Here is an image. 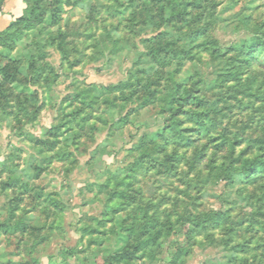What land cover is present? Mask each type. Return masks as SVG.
Returning <instances> with one entry per match:
<instances>
[{
  "label": "rangeland",
  "instance_id": "obj_1",
  "mask_svg": "<svg viewBox=\"0 0 264 264\" xmlns=\"http://www.w3.org/2000/svg\"><path fill=\"white\" fill-rule=\"evenodd\" d=\"M163 1L0 4V264H264V0Z\"/></svg>",
  "mask_w": 264,
  "mask_h": 264
},
{
  "label": "trees",
  "instance_id": "obj_2",
  "mask_svg": "<svg viewBox=\"0 0 264 264\" xmlns=\"http://www.w3.org/2000/svg\"><path fill=\"white\" fill-rule=\"evenodd\" d=\"M4 0L1 1L0 4L3 3ZM110 1H113V0H110ZM118 2H122V3H126L128 5H131V7L133 6H142V8L144 7V11L143 12H147L149 14H151L153 12L154 9H158L159 10V7H157L156 5L152 4V0H150V2H148V0H117ZM206 0H203V1H198L196 0V2L194 4L198 5L199 7L201 6L200 4H204ZM27 3H29V1H27ZM160 3H164L163 0H160ZM193 3V0H188L187 3L184 2V7H182V10H181V13L179 14L178 13V18H181L183 16V14L185 13V6L186 5H189ZM29 8H30V4H29ZM161 8H164L163 5L160 7ZM167 8V7H166ZM165 8V9H166ZM169 20H172L173 21V17L175 18V11L173 10L172 11V7L169 9ZM28 11H30V9H28ZM167 14V13H166ZM180 16V17H179ZM136 18V16H134V19ZM177 18V17H176ZM22 23V22H21ZM33 27V23L31 22L30 25L28 26V29H31ZM200 32H198L197 34H199ZM196 36L194 37V40H198L199 39V36ZM1 35V34H0ZM1 39H3V35H1ZM182 40V39H181ZM2 42L5 41L8 45L11 44V41L10 39H3L1 40ZM192 43V42H191ZM1 45V44H0ZM188 50V49H187ZM189 54V53H188ZM159 58V53L157 52L156 55H155V58ZM156 60V63H159V60L155 59ZM19 74V73H18ZM0 75L2 76V78L5 76V79L9 80V79H15V74L13 73H7L6 71L4 73H1L0 72ZM41 75V73L39 74ZM38 75V76H39ZM9 78V79H8ZM13 82V81H12ZM11 81H4V82H1L0 81V105H1V102L3 99H8L9 98V93L12 92L13 89L11 87V84H12ZM149 84V83H148ZM125 85V84H124ZM182 87V84H179V85H176L174 86L173 88H169V93L167 94V99H166V102L168 103V105H170L171 108H175L179 103H180V97L176 94V92ZM147 90L149 91L150 89L147 88ZM9 92V93H8ZM150 95L146 97V101L148 103H154L158 100L157 98V92L155 91H149L148 92ZM11 96H14L16 99H22L23 97L21 95H11ZM27 97V96H26ZM192 113V112H190ZM177 112H173L171 114V121L169 124H167L165 126V128L163 129L162 131V134L161 136H164V140L162 142L159 143V146L161 148V152L164 153V152H167V150L169 149L170 145H171V142L172 141H175L176 143L174 144H178V146H182V147H188L190 146L193 142H194V139H192L190 136L187 135V132L190 131V129L186 128V127H183L182 126V121H179V120H176V115ZM191 120H194V122L200 127V129L202 128V126H204L205 122H204V119H203V116L202 114H198V115H194L193 113L191 114ZM193 118V119H192ZM83 122H86L87 118L84 117L81 119ZM62 130H61V125L59 126H55L53 127L52 129V137H56V141H54V143L56 144L57 143H61V133ZM77 135H80L79 133H77ZM223 144H226L223 143ZM230 144V146L233 148L234 147V144L233 143H228ZM178 154V153H177ZM149 154L147 155H144L142 156L141 158V162L143 161V159H145L146 157H148ZM175 160L177 162H181L182 158L180 156H177L175 158ZM258 162L257 161H252L250 163V166L246 169V172L248 173H253L255 171L258 170ZM261 168L264 169V163H261ZM222 217L223 215L222 214H218L214 217L213 219V223L214 224H219L221 222V218L219 217ZM127 260V257L123 254H120L118 256H111V257H107V258H103L101 260V264H122V262H125Z\"/></svg>",
  "mask_w": 264,
  "mask_h": 264
},
{
  "label": "crops",
  "instance_id": "obj_3",
  "mask_svg": "<svg viewBox=\"0 0 264 264\" xmlns=\"http://www.w3.org/2000/svg\"><path fill=\"white\" fill-rule=\"evenodd\" d=\"M11 4H14V3H11ZM15 5H16V4H15ZM8 6H9V7H8ZM12 6H13V5H11V7H10V4H8V2H7L6 5L4 6V8H5V7L12 8V10H11V9H10V10H11L12 13H14L13 10H14L15 6H13V7H12ZM0 16H2V13L0 14Z\"/></svg>",
  "mask_w": 264,
  "mask_h": 264
}]
</instances>
